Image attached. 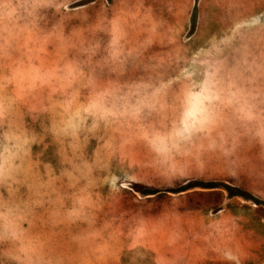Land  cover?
<instances>
[{"label":"rangeland","instance_id":"374dc122","mask_svg":"<svg viewBox=\"0 0 264 264\" xmlns=\"http://www.w3.org/2000/svg\"><path fill=\"white\" fill-rule=\"evenodd\" d=\"M78 1L0 0V264H264V0Z\"/></svg>","mask_w":264,"mask_h":264},{"label":"trees","instance_id":"16d2710c","mask_svg":"<svg viewBox=\"0 0 264 264\" xmlns=\"http://www.w3.org/2000/svg\"><path fill=\"white\" fill-rule=\"evenodd\" d=\"M91 1H94V0H79V4H86V3H89ZM190 21H191V28L194 27V24H195V21H196V9L193 8L192 10V13H191V17H190ZM209 183L207 182H203L201 180H190L187 182L186 187H190V186H205V185H208ZM229 193L231 194H239L240 196H242L243 198L245 199H254L252 194L246 190H242L236 186H228L226 185ZM130 188L136 192V193H139V194H143V195H151V194H155L158 189H156L155 187L149 185V184H146L144 182H141V181H132L130 182ZM182 190V189H181ZM175 191H178V190H175Z\"/></svg>","mask_w":264,"mask_h":264}]
</instances>
